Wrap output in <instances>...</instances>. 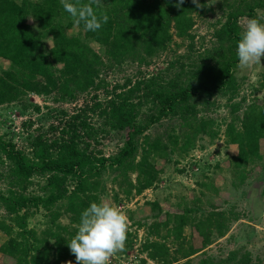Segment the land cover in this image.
I'll use <instances>...</instances> for the list:
<instances>
[{
    "label": "trees",
    "instance_id": "obj_1",
    "mask_svg": "<svg viewBox=\"0 0 264 264\" xmlns=\"http://www.w3.org/2000/svg\"><path fill=\"white\" fill-rule=\"evenodd\" d=\"M87 2L80 0L81 4ZM176 3L102 0L97 14L106 12L109 20L92 32L86 31L83 23L75 25L60 0H0V58L10 62L8 69L0 71V105L29 93L77 101L82 94L108 87L102 74L116 64L132 60L149 65L154 56L169 48L175 36L189 41L185 54L171 62L170 68H175L172 76L153 75L134 84L128 81L127 89L119 92L123 85L115 86L105 101L94 94L91 105L73 113L62 110L61 125L53 126L59 136L37 135L31 157L12 140L0 137V164L8 162L10 182L7 193L0 190V208L8 216L0 219V232L5 234L0 252L15 264H76L68 242L78 231L81 213L91 203L104 201L105 176L112 177L119 188L114 194L117 201L120 195L130 200L156 186L162 172L159 159L172 161L181 136L169 133L165 142L151 139L147 133L166 118L182 122L181 152L187 155L198 136H219L221 126L210 112L218 98H225L230 115L226 140L237 145L238 151L230 172L243 183L248 167L253 166L254 171V165L264 158V100L253 97L264 88V81L260 89L253 85L254 90L243 93L248 77L240 75L237 57L244 31L241 21L256 18L264 23V0H200L201 8L192 0H185L180 8ZM218 11L221 16L214 24L210 45L202 37L198 46L194 33L197 18ZM30 17L36 19L37 26ZM75 27L84 38L69 33ZM86 39L104 47V55ZM144 106L147 111H142ZM89 112L98 115L101 123H95ZM112 131L125 138L118 151L107 156L97 145L102 133ZM36 177L47 180L41 193L29 192ZM205 184L208 189H218L214 182ZM200 201L198 198L184 207L170 203L168 210L160 201L149 203L153 223L144 245L149 259L158 264H193L192 257L200 250L187 243V227L196 230L208 246L213 235L227 233L230 220L240 218L239 213L215 205L212 210L198 211L194 205ZM41 211L47 217L46 228H30V218ZM64 218L69 222L64 223ZM263 257L257 253L255 259L252 251L234 250L228 261L264 264ZM198 264L222 263L208 256Z\"/></svg>",
    "mask_w": 264,
    "mask_h": 264
},
{
    "label": "rangeland",
    "instance_id": "obj_2",
    "mask_svg": "<svg viewBox=\"0 0 264 264\" xmlns=\"http://www.w3.org/2000/svg\"><path fill=\"white\" fill-rule=\"evenodd\" d=\"M221 13H210L204 17H198L195 25L194 33L199 41L205 37L207 46L208 40L214 33L217 19ZM249 19H242L241 24L244 27ZM29 21L37 26L38 22L33 17ZM70 34H81L80 28L75 27L69 30ZM104 55L105 49L100 44L87 40ZM189 41L175 36L169 48L161 52L158 56H154L149 65H141L136 61L128 60L123 64H116L102 74V77L108 83V87L98 91L82 94L77 101L65 102L57 101L54 96H40L34 93L24 95L20 100L0 105V137L5 140H12L19 148L24 149L28 155L32 156V142L37 135H44L46 138L53 139L59 136V130H54L53 126L61 125L60 115L62 110L73 113L78 109L85 107L88 103L91 105L92 96L97 94L100 100L105 101L115 86L120 85L118 91L127 89L126 84L132 81H143L153 75L163 77L172 76L174 69L171 62L176 60L177 55H184ZM51 45V41L47 43ZM197 46V48H198ZM186 63L188 62L185 59ZM10 62L0 58V71L8 69ZM61 66V65H60ZM240 75H247L248 80L244 85L243 93L249 94L254 90V86L260 89L262 81H264V62L255 65L249 69H241ZM108 91L110 93H108ZM253 97L264 100V88L254 93ZM40 107L37 110L36 107ZM148 107V105H147ZM147 107H143L142 111H147ZM203 106L200 104L199 108ZM210 115H212L220 124V133L218 137L212 139L208 135L198 136L196 146L185 155L181 152L183 145V129L182 122L178 118H166L160 123L155 124L148 130L151 139L162 138L168 141V134L175 133L180 135L179 144L172 153V161L167 162L164 159L158 160V167L161 169L160 180L156 186L146 190L141 195H135L130 200L115 199V192L119 188L113 183L112 177L105 176L106 191L102 196L105 202L118 207L125 213L129 219V231L125 249L112 257L110 264H158L149 259L144 245L149 239L148 228L153 223L151 217V208L149 203L156 201L164 204V209H170L172 205L192 204L194 200L200 198L198 205H194L198 211L212 210L215 205L221 210L239 213L238 220H230V227L227 233L219 237L213 235L210 245L204 246L203 239L196 230L191 227L186 228L187 243L196 245L200 250L192 257L193 264H198L200 260L211 256L215 262L222 264H230L228 261L229 254L232 251L240 250L241 253L249 250L264 256V158L259 161L254 168L249 166L247 179L241 183L238 178H234L230 170L234 167V157L237 155V145L229 144L225 135L226 124L230 121L229 108L226 106V99L218 98V104L213 106ZM216 109V110H215ZM95 123L100 124L101 118L98 115L89 112ZM216 128H218L216 126ZM125 138V137H124ZM124 138L112 131L110 134L102 133L100 136V144L97 145L105 155L115 154L119 147L123 144ZM170 148L174 149V144L170 143ZM262 152L264 153V141L262 143ZM178 161V162H177ZM184 169V171H183ZM8 162L0 164V190L7 193L10 188L8 177ZM183 171V172H182ZM113 176V175H112ZM135 177V175H134ZM236 180V185L233 182ZM43 177L34 178L33 185L30 186L29 192L41 193L46 183ZM214 182L218 189L206 188L204 183ZM122 196V197H121ZM7 212L4 208H0V219L7 218ZM231 218L233 216H230ZM229 217V218H230ZM47 217L44 212H38L30 218L29 227L38 229L39 231L46 228ZM64 223H68V219L64 218ZM142 223V225H139ZM5 234L0 232V246L5 241ZM151 237L150 240H155ZM147 263H143V260ZM264 259V257H263ZM0 264H15L13 260L5 257L0 252Z\"/></svg>",
    "mask_w": 264,
    "mask_h": 264
},
{
    "label": "clouds",
    "instance_id": "obj_3",
    "mask_svg": "<svg viewBox=\"0 0 264 264\" xmlns=\"http://www.w3.org/2000/svg\"><path fill=\"white\" fill-rule=\"evenodd\" d=\"M64 10L70 14L73 23H83L86 31L96 32L109 20L106 12L97 14L102 8V0H88L87 3H75L71 0H60ZM185 0H177L180 8ZM192 3L201 8L200 0ZM95 6V8L93 7ZM238 66L249 69L264 62V23L251 18L244 26L237 46ZM129 219L118 207L101 201L93 202L81 213L78 231L68 242L70 252L76 258V264H110L112 257L125 249ZM68 264H72L68 261Z\"/></svg>",
    "mask_w": 264,
    "mask_h": 264
}]
</instances>
